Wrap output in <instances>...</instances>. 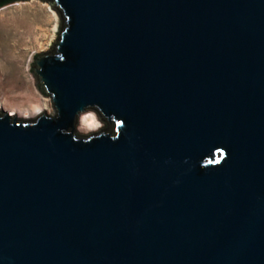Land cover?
Returning <instances> with one entry per match:
<instances>
[{
    "label": "water",
    "instance_id": "95a60500",
    "mask_svg": "<svg viewBox=\"0 0 264 264\" xmlns=\"http://www.w3.org/2000/svg\"><path fill=\"white\" fill-rule=\"evenodd\" d=\"M46 1L53 110L0 113V264H264V0Z\"/></svg>",
    "mask_w": 264,
    "mask_h": 264
},
{
    "label": "rangeland",
    "instance_id": "374dc122",
    "mask_svg": "<svg viewBox=\"0 0 264 264\" xmlns=\"http://www.w3.org/2000/svg\"><path fill=\"white\" fill-rule=\"evenodd\" d=\"M47 2L46 0H19L9 2L0 7V64H2L6 73V76L0 73V83H3L2 87L9 88L21 87L24 80L25 82L27 80L32 81L30 85L36 100L31 106L26 105L23 111L33 112L36 106L47 101L50 104L48 110H43L39 114L43 112L46 114L51 113V110H53L52 103L50 98L43 95L37 88L36 78L32 72L27 70V65L33 53L37 55L50 51L59 37L61 24L58 13ZM46 5L57 15V21L54 20L53 15L47 10ZM54 23H56L57 27L55 33L52 32V25ZM8 96L2 93L0 88V97L7 99ZM8 101L9 106L20 103L15 98L8 99ZM3 111L6 112V109H0V113ZM91 113L86 112L84 114ZM39 114L37 113V115ZM84 114L80 115L76 125V130L79 134L87 135L94 133L104 129L106 126L105 123L99 120L97 115L92 113L96 118L98 124L96 126L98 127L89 132L82 131L81 127L85 126L80 122V119ZM37 115L21 117L19 114H15V117L19 119H33Z\"/></svg>",
    "mask_w": 264,
    "mask_h": 264
},
{
    "label": "crops",
    "instance_id": "0c3cea01",
    "mask_svg": "<svg viewBox=\"0 0 264 264\" xmlns=\"http://www.w3.org/2000/svg\"><path fill=\"white\" fill-rule=\"evenodd\" d=\"M34 15V14H33ZM0 73H3L4 76H6L5 69L2 67V64H0ZM21 87H2L3 83H0V88L2 90V93L5 95H9L8 98L6 99L5 97H0V102L6 104V110H24L26 105L31 106L32 103L36 100L34 93L32 91V87L30 84H32V81H26L25 80L22 82ZM15 98L20 103L18 104H13L9 106V101L8 99Z\"/></svg>",
    "mask_w": 264,
    "mask_h": 264
},
{
    "label": "bare ground",
    "instance_id": "6f19581e",
    "mask_svg": "<svg viewBox=\"0 0 264 264\" xmlns=\"http://www.w3.org/2000/svg\"><path fill=\"white\" fill-rule=\"evenodd\" d=\"M46 7H47V10L53 15L54 20L57 21L56 20L57 15L54 13V11L48 5H46ZM56 28H57L56 23H54L52 25V32L53 33H55ZM49 106H50V104L47 101H45V102H42L40 105L36 106L35 109L33 110V112L22 111V110H11L10 109V110H6V113H9V115H12V116H15V114H19L21 117H23V116L24 117H31V116L37 115V113L39 114L43 110H48ZM0 109H6V104L0 102ZM80 122L85 126V127H81V130L85 131V132L95 130L98 127V126H96V124H97L96 118L94 117V115L92 113L86 114V115L84 114L81 117Z\"/></svg>",
    "mask_w": 264,
    "mask_h": 264
},
{
    "label": "trees",
    "instance_id": "16d2710c",
    "mask_svg": "<svg viewBox=\"0 0 264 264\" xmlns=\"http://www.w3.org/2000/svg\"><path fill=\"white\" fill-rule=\"evenodd\" d=\"M15 1H18V0H11V1H9V2H15ZM9 2H8V3H9ZM5 4H7V2H6ZM5 4H3V5H5Z\"/></svg>",
    "mask_w": 264,
    "mask_h": 264
}]
</instances>
